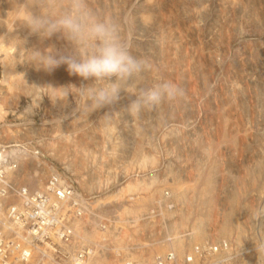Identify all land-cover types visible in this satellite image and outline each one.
Masks as SVG:
<instances>
[{
  "label": "rangeland",
  "instance_id": "rangeland-1",
  "mask_svg": "<svg viewBox=\"0 0 264 264\" xmlns=\"http://www.w3.org/2000/svg\"><path fill=\"white\" fill-rule=\"evenodd\" d=\"M63 3L0 0V149L17 160L18 181L39 188L57 171L91 202L119 203L121 214L142 211L168 190L178 209L167 228L184 236L145 256L228 240L230 264H264V219H253L264 209V0H88L147 64L130 90L161 82L182 89L181 98L134 118L124 111L128 93L89 112L64 94L91 81L64 64L45 71L24 62V48L70 51L59 33L41 41L18 21L29 8L58 13ZM151 177L147 190L125 188Z\"/></svg>",
  "mask_w": 264,
  "mask_h": 264
},
{
  "label": "built area",
  "instance_id": "built-area-1",
  "mask_svg": "<svg viewBox=\"0 0 264 264\" xmlns=\"http://www.w3.org/2000/svg\"><path fill=\"white\" fill-rule=\"evenodd\" d=\"M20 174L10 150L1 148L0 264L232 262L228 240H206L180 253L171 245L164 251L145 256L144 250L148 247L173 244L184 236L179 230H168L169 221L178 209L168 190H161L142 211L121 214L123 208L119 203L91 202L89 196L77 191L60 172H52L43 186L34 189L18 181ZM129 231L136 234L129 237Z\"/></svg>",
  "mask_w": 264,
  "mask_h": 264
},
{
  "label": "clouds",
  "instance_id": "clouds-1",
  "mask_svg": "<svg viewBox=\"0 0 264 264\" xmlns=\"http://www.w3.org/2000/svg\"><path fill=\"white\" fill-rule=\"evenodd\" d=\"M34 6L38 9V4ZM61 8L58 13L39 10L34 13L29 8L25 17L18 21L30 35L35 34L41 41L59 33L70 45L67 54L59 53L51 46L43 51L23 47L24 62L37 70L50 71L64 64L70 75L91 81L87 86L75 87L79 89L77 92L65 93V99L73 94L79 97L84 110L94 112L119 101L122 92L128 93L132 98L124 111L134 118L142 110H151L164 101L182 97V89L169 82L130 90V82L138 80L147 70V64L131 55L130 45L122 38L119 25L99 16L89 7L88 0H64ZM253 219H264V209L254 212Z\"/></svg>",
  "mask_w": 264,
  "mask_h": 264
},
{
  "label": "bare ground",
  "instance_id": "bare-ground-1",
  "mask_svg": "<svg viewBox=\"0 0 264 264\" xmlns=\"http://www.w3.org/2000/svg\"><path fill=\"white\" fill-rule=\"evenodd\" d=\"M148 2V1H147ZM58 3V2H57ZM2 4V3H1ZM14 5V4H13ZM92 5V4H91ZM190 5V4H189ZM10 6V5H9ZM4 9V8H3ZM10 9V8H9ZM18 10H20V7H19V9ZM17 12H20V11H17ZM5 13V12H4ZM22 13V12H21ZM13 14V13H12ZM141 15V14H140ZM17 16H18V14H17ZM145 21V20H144ZM20 23V22H19ZM164 23V22H163ZM9 25V24H8ZM11 28V27H10ZM6 31V30H5ZM15 32V31H14ZM180 32V31H179ZM5 33H7V32H5ZM15 34V33H14ZM164 34V33H163ZM171 34V33H170ZM2 35H4V34H2ZM176 36V35H175ZM10 37H12V36H10ZM6 38H8V37H6ZM3 39V38H2ZM9 40V39H8ZM7 40V41H8ZM1 41V40H0ZM16 41V40H15ZM14 41V42H15ZM176 41V40H175ZM10 42H12V41H10ZM8 44V43H7ZM0 45H1V42H0ZM9 46V45H8ZM139 46V45H138ZM5 48V47H4ZM262 48V47H261ZM7 49V48H6ZM5 49V50H6ZM58 49V48H57ZM1 51V50H0ZM151 51V50H150ZM20 52H22V51H20ZM3 53H4V51H3ZM6 54V53H5ZM144 55V54H143ZM7 56V55H6ZM5 57V56H4ZM25 57V56H24ZM198 57V56H197ZM1 58V57H0ZM6 58V57H5ZM13 58V57H12ZM3 60V63H4V60L5 59H2ZM13 60H14V58H13ZM21 61V60H20ZM19 61V62H20ZM10 62V61H9ZM21 64V63H20ZM171 64V63H170ZM4 66H5V64H4ZM11 67V66H10ZM10 67H8L9 69H10ZM25 68V67H24ZM8 70V69H7ZM19 71V70H18ZM8 72H10V71H8ZM39 73V72H38ZM5 74V73H4ZM6 74H8V73H6ZM40 74V73H39ZM11 75V74H10ZM5 77V76H4ZM8 77V76H7ZM21 77V76H20ZM40 77V76H39ZM38 77V78H39ZM194 77V76H193ZM18 78V77H17ZM78 78V77H77ZM175 78V77H174ZM5 79H7V78H5ZM192 79V78H191ZM8 81V80H7ZM10 81V80H9ZM76 81V80H75ZM2 83H3V81H2ZM6 83V82H5ZM8 83V82H7ZM136 83V82H135ZM192 84H193V82H192ZM49 85V84H48ZM6 89V88H5ZM7 91V90H6ZM62 94V93H61ZM186 97V96H185ZM9 99V98H8ZM187 100V99H186ZM215 100V99H214ZM57 101H58V99H57ZM56 101V102H57ZM8 104V103H7ZM55 105V104H54ZM259 105V104H258ZM183 107V106H182ZM241 108V107H240ZM65 110V109H64ZM180 111V110H179ZM86 112V111H85ZM111 112V111H110ZM109 112V113H110ZM116 112V111H115ZM1 113V112H0ZM68 114V113H67ZM112 114V113H111ZM177 114V113H176ZM30 115V114H29ZM69 115V114H68ZM128 118V117H127ZM225 118V117H224ZM132 121V120H131ZM146 121V120H145ZM144 121V122H145ZM164 121V120H163ZM146 123V122H145ZM27 124V123H26ZM262 124V123H261ZM129 127H131L130 125H128ZM107 127V126H106ZM109 130V129H108ZM123 130V129H122ZM121 129H120V131H122ZM16 131V130H15ZM87 131V130H86ZM19 132H21V131H19ZM12 133H14V132H12ZM112 133V132H111ZM136 135V134H135ZM173 136V135H172ZM121 137V136H120ZM67 138H68V135H67ZM116 138V137H115ZM147 139V138H146ZM181 139V138H180ZM183 139V138H182ZM176 141H177V139H175ZM174 141V140H173ZM104 142V141H103ZM106 143V142H105ZM169 143V142H168ZM175 143V142H174ZM177 143H178V141H177ZM180 143V142H179ZM145 144V143H144ZM184 144V143H183ZM52 145V144H51ZM148 146V145H147ZM186 146H187V144H186ZM38 148V147H37ZM72 149V148H71ZM77 151V150H76ZM51 153V152H50ZM63 153V152H62ZM93 154V153H92ZM95 154V153H94ZM185 154V153H184ZM85 155V154H84ZM151 155V154H150ZM153 155V154H152ZM151 155V156H152ZM83 156V155H82ZM94 156V155H93ZM148 156V155H147ZM146 156V157H147ZM201 156V155H200ZM205 155H203V157H204ZM19 157V156H18ZM203 157L201 156V158L203 159ZM145 159V158H144ZM193 159V158H192ZM38 160V159H37ZM144 161V160H143ZM176 161V160H175ZM92 162V161H91ZM157 162V161H156ZM137 164V163H136ZM249 165V164H248ZM114 166V165H113ZM131 167V166H130ZM196 167V166H195ZM77 168V167H76ZM110 169V168H109ZM108 169V170H109ZM107 170V171H108ZM105 173H109V172H106L105 171ZM173 174V173H172ZM164 176H166V175H164ZM168 176V175H167ZM244 176V175H243ZM246 176H244L243 178H245ZM42 178V177H41ZM155 177H151L150 178V180L149 181H143L144 183H142V181H136L135 183H128L127 184V186L125 187V188H127V191L129 192V191H135V190H137V191H139V190H147L148 188H150L151 186H152V184L155 182ZM252 179V178H251ZM110 180V179H109ZM163 181V180H162ZM254 181V180H253ZM36 183H37V181H35ZM160 182V181H159ZM246 183V182H245ZM39 185V184H38ZM121 189V188H120ZM174 189H177V188H174ZM206 189V188H205ZM124 190H126V189H124ZM121 191H122V189H121ZM120 191V192H121ZM156 191V190H155ZM263 192V191H262ZM174 193V192H173ZM120 194H122V193H120ZM189 194V193H188ZM112 195V197L113 198H116V199H118V196H116V194H111ZM119 195V194H118ZM120 196V195H119ZM113 198H110V199H113ZM121 199V198H120ZM197 201V200H196ZM197 203V202H196ZM137 204H139V203H137ZM177 205V204H176ZM264 205V204H263ZM224 221V220H223ZM198 223V222H197ZM200 224V223H199ZM199 224H197L198 226H199ZM194 225V224H193ZM196 225V226H197ZM197 226V227H198ZM194 228H196V227H194ZM194 228H192V229H194ZM197 229V228H196ZM242 229V228H241ZM229 230V229H228ZM194 232V231H193ZM259 239V238H258ZM196 241V240H195ZM238 242V241H237ZM255 257V256H254Z\"/></svg>",
  "mask_w": 264,
  "mask_h": 264
}]
</instances>
